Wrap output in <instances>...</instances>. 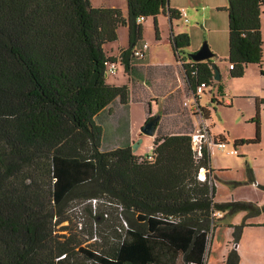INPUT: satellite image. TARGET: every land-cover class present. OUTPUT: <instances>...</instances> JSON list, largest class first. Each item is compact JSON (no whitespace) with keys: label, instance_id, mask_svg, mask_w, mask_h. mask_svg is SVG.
I'll return each mask as SVG.
<instances>
[{"label":"trees","instance_id":"obj_1","mask_svg":"<svg viewBox=\"0 0 264 264\" xmlns=\"http://www.w3.org/2000/svg\"><path fill=\"white\" fill-rule=\"evenodd\" d=\"M167 2L127 0L125 17L91 0H0V264H206L214 212L264 211L251 201H215L207 146L195 157L193 117L200 111L208 118L210 109L179 102L202 82L215 83L213 59H192L189 33L173 28L169 38L181 66L151 64L147 51L134 53L144 42L137 18L154 17L158 34ZM263 7L264 0H228L233 77L264 63ZM169 14L181 19L180 9L170 7ZM122 25L128 45L112 55L107 45L119 39ZM114 61L132 84L142 81L163 97L151 159L133 150L135 87L108 81ZM212 102L223 104L215 96ZM259 103L256 137L236 139L235 146L260 140ZM147 112L146 120L148 106ZM201 167L208 169L205 182L198 180ZM79 208L84 220L72 228ZM245 225L235 226V242ZM158 241L174 248L172 259L156 254ZM240 259L233 247L224 264Z\"/></svg>","mask_w":264,"mask_h":264},{"label":"rangeland","instance_id":"obj_2","mask_svg":"<svg viewBox=\"0 0 264 264\" xmlns=\"http://www.w3.org/2000/svg\"><path fill=\"white\" fill-rule=\"evenodd\" d=\"M97 3L101 0H92ZM118 1V0H117ZM198 16L194 11H186V15L181 19L174 22L175 28L179 27V31L188 32L190 35V46L186 48L187 53L197 51L204 42H207L211 49L218 54L220 58L226 57L225 63L218 65L221 73V78L215 80V83L206 87L205 93L202 94L199 103L201 107L210 109L208 118L202 120V126L208 128L211 144L209 145L211 165L215 169H231L229 177L242 183L235 186L233 189H228V183L220 180L219 189L217 191L218 197L221 195L225 201H231L234 198L241 200L257 199L258 201L264 200V74L256 65H250L245 69L243 76L233 77L230 72L228 57H229V25L227 14L221 13L222 17L214 16V10L205 6L200 8ZM264 19V14L262 15ZM187 18V20H185ZM144 35L143 40L147 42L149 48L147 55L149 61L155 64H168L173 63L175 60L174 52L170 42L171 25L169 18L163 14L157 16L158 34L154 17L150 16L143 20ZM128 29L122 26L119 31V40L108 44L107 46L117 47L119 44H127ZM189 51V52H188ZM123 68L119 67V74L110 75L109 82L120 80L123 81ZM135 87L134 95L136 97L142 95L139 85L132 84ZM144 92V91H143ZM219 97H229L233 99L232 105L213 103L210 97L211 93ZM145 94V92H144ZM143 94V95H144ZM260 102V103H259ZM260 106V140L257 142L245 143L243 146L234 145L236 139H250L256 137V122L252 120L257 111V105ZM153 109L156 112L160 111L156 105L153 104ZM146 110L145 104L142 101L133 102L131 105V121H132V134L136 140L140 141L139 147L135 150L139 155H147L153 146V136L143 134L141 128L145 123ZM195 128L193 132L196 131ZM224 135L226 138V146L221 148L214 142V137ZM135 140V141H136ZM237 148L236 152L231 153L230 150ZM249 168L253 172V178L259 181V185L253 184L249 180ZM220 191V195H219ZM217 199V195H216ZM255 201V200H254ZM256 204V203H255ZM264 205H259L260 207ZM80 209V210H79ZM76 215L73 216L74 222L71 227H75L77 221L84 220L85 212L79 208ZM246 211L240 210L230 213L228 210L225 212L226 217L236 216L238 213ZM247 212V211H246ZM260 215V216H259ZM248 216V215H247ZM256 216V215H253ZM256 217L264 219V211L257 214ZM244 219H241L243 223ZM240 223V224H241ZM68 224V223H66ZM240 224H233L231 230V241L236 240L235 226ZM241 229L240 240L242 242L240 251L243 250L241 264H264V224L254 228ZM226 229H214V236L212 238V246L208 242V249L206 253V264H223L224 258L229 248L225 240ZM212 236V234L209 235ZM234 243V242H233ZM211 247H210V246ZM86 246V245H83ZM156 247V254L163 253L166 257H174L175 251L172 246L158 241L154 243ZM87 248V247H86ZM90 248V247H89ZM233 248L230 246V249ZM88 249V248H87ZM239 251V253H240ZM241 255V254H240Z\"/></svg>","mask_w":264,"mask_h":264},{"label":"crops","instance_id":"obj_3","mask_svg":"<svg viewBox=\"0 0 264 264\" xmlns=\"http://www.w3.org/2000/svg\"><path fill=\"white\" fill-rule=\"evenodd\" d=\"M91 2H92V5L93 6H96V7H99V6L118 7V8H120L122 10V13H123V15L125 17L128 16V4H127V0H118V1L117 0H101V1L97 2L96 4L93 3L92 0H91ZM227 5H228V0H169V8L170 7L171 8H176L178 10L179 9L180 10L181 9H184V10H187V12L188 11H194L197 14L196 15L197 16L196 18H198V16L203 17L201 14H199V12L201 11L200 8L202 9L205 6H209V7H211L215 11L214 12L215 13L214 16H216V17H222L221 16V13L222 12L223 13L225 12L227 14V18H228V12H227V9H226ZM169 8L166 7L165 11H162L160 14H163V15H165V16H167L169 18L171 28L174 29L175 33L183 32V31H179V29H178L179 27L178 26H177V28H175V25H174L175 20L173 21L170 18V14L168 12V9ZM263 14H264V7H263V13L261 14V36H262V39L264 40V19H263V16H262ZM228 25H229V21H228ZM122 26H126V25H122ZM120 28H119V31H120ZM127 29H128V27H127ZM128 40H129V37L127 35V44H125V45L124 44H119L117 47H115V45H114V46H111V48H109L107 46L108 52L110 54H112V55H117L119 53V51H120L121 48H124V47H126L128 45ZM187 48H189V47H187ZM225 58L226 57L220 58L218 54H215V57L212 58V59H213V62H215L217 64V66H218V65H221L222 63H225L226 62L225 61L226 60ZM263 58H264V56H263ZM148 61H149V58H148ZM149 63H151V62L149 61ZM178 63H177L176 60H174L173 63H168V64H178L179 66H181V63L180 62H178ZM151 64H155V63H151ZM161 65H165V64H161ZM250 65H256V66H258L260 68V70H261V68L264 69V63L261 66H259L258 64H250ZM250 65H248L247 67H249ZM230 72H231V70H230ZM118 74H119V70H118L117 74H115V77H117ZM110 78L111 77L109 76V79ZM122 80L123 81H120V80H117L116 79L115 81L113 80L111 83L117 84V85L128 84V85H130V88H131L133 81L131 80V78L128 75H126L124 73ZM135 84L139 85L140 86L139 88L141 89L142 93L144 94V92H145V94L144 95L142 94V95H140L138 97H135L134 96L135 93H133V91H131L130 115H131V105H132V103L133 102H137V101H142L145 104V110H146L145 120H146V118L148 116L147 106L150 107L151 113L156 112V110L153 109V104L156 105L157 109H160L161 106L163 105V97L157 98L156 96H154V94L152 93V90L149 87V85H147L146 83H144L142 81L141 82L140 81H138V82L136 81ZM180 85L183 86L184 83L181 81L180 82ZM131 90H132V88H131ZM205 92H203V93H205ZM201 96H199L195 100V101L198 102V104H199V100H200ZM213 96H215V98H218V99L222 100L224 104L232 105L234 103L233 99H231L229 97H223V98H221L218 95L214 94L213 92L210 94L211 100H212ZM193 98H194V95H184L181 98V100H180L179 103L181 105H183V106H190V107L194 108V106L192 104L193 103ZM184 102H188V104H185ZM159 112L161 113V111H159ZM200 116H202V119L203 120L205 119V117L202 115V113L200 111H199L198 114H195L194 117H193L194 124H195V128H197V129L203 125L202 124L203 122H202ZM152 136H153V141H154V138L156 136V132ZM131 139L133 141L136 140V138H134L133 137V134H132V121H131ZM225 140H226V138H225ZM243 145L244 144H240V146H243ZM207 148L209 149V145H207ZM212 168H213V166H212ZM230 171H231V169H215V168H213V171L210 172V175H209V179L210 180H209V182L211 184H214L215 187H216V193H215V198H214L215 201H218V202L225 201L224 198H226V197H222L220 195V191H219V195L220 196L218 197L217 191L219 189V183L221 182L220 180H224L225 182L228 183V189H233V188H235L236 185H238L237 184V180L229 177L231 175ZM252 183L253 184H257V185L260 184L259 181H256V180H254ZM241 184L242 183L239 182V186ZM216 195H217V199H216ZM233 200H241V199L234 198ZM254 200L253 201L246 200V201H251L253 203H256L257 205H261V204L264 203V200H262V201H258L257 199H254ZM216 212L217 213L215 215L218 217L217 225H216V230H223L224 228L226 229L225 240H226V243H227V248H229L228 251L230 250V246H232L233 242H235V241H231L232 239L230 238L231 232H232L231 230L233 229V226H234L233 224H240L241 223L240 222L241 219H244L243 221L246 222V225H245L244 228H247V229L248 228H251L252 229L254 227H257V226H260V225H263L264 224V219L263 220L259 219V217H256L257 215L256 216H247V212L246 211H242V212L238 213L236 216H230V217H226L224 215L226 211L225 212H223V211H216ZM213 236H214V232H213ZM213 236H211V240H210V243H209L211 246H212V238H213ZM236 243L237 244H236L235 248L239 252L240 251V248H241L240 246H241L242 242L239 240ZM228 251H227V253H228ZM227 253H226V255H227ZM243 253H244L243 250L240 251V253H239V254H241L240 257L243 256ZM225 259H226V256L224 258L223 264L225 263ZM241 262H242V258L240 259V264H241Z\"/></svg>","mask_w":264,"mask_h":264},{"label":"built area","instance_id":"obj_4","mask_svg":"<svg viewBox=\"0 0 264 264\" xmlns=\"http://www.w3.org/2000/svg\"><path fill=\"white\" fill-rule=\"evenodd\" d=\"M181 16H185L186 15V11L184 9H181ZM145 19V17L143 16H139L137 18L138 22H143V20ZM185 20H187V18H185ZM149 48V45L147 44V42H143L141 47L136 48L134 50L135 55L137 56H143V53L147 51V49ZM230 68H233V64L229 65ZM119 70V66H118V62L114 61V62H110L107 66V75L111 74L114 75L118 72ZM206 89V84L204 82H202L198 87H197V91L193 94L194 98H198L199 96H201L203 94V92H205ZM193 98V106L196 109V106L198 105L195 101V99ZM185 104H188V102H184ZM215 142V141H214ZM216 143V142H215ZM211 141H210V137L208 132L206 131L205 127H199L198 129H196L195 132L192 133V147L193 150L195 152V157L197 159H200L203 156V149L205 146L210 145ZM217 145L221 148H224L226 146V142L224 141H220L217 143ZM237 148L235 147L233 150H230L231 153L236 152ZM141 156V155H140ZM147 157L149 159H151L153 157L152 152L150 151L149 154L147 155ZM143 157H140V160H142ZM207 172L208 169L205 167H201L199 172H198V180L200 182H205L207 180ZM217 212H214V215ZM171 221H173V219H171ZM236 242L233 243V247L235 248L236 246Z\"/></svg>","mask_w":264,"mask_h":264},{"label":"water","instance_id":"obj_5","mask_svg":"<svg viewBox=\"0 0 264 264\" xmlns=\"http://www.w3.org/2000/svg\"><path fill=\"white\" fill-rule=\"evenodd\" d=\"M166 7L169 8V0L167 2ZM168 12H169V9H168ZM189 56L196 61H202V60H208V59L214 58L215 52L211 49L210 45L207 42H204L203 45L197 51L190 52ZM212 66L214 68V76H213L214 80L220 79L221 73H220V70H219L217 64L215 62H213ZM106 75H107V73H106ZM194 99L196 100V98H194ZM196 103L198 104L197 101H196ZM160 118H161L160 112L156 113L155 115H152L143 124V126L141 128V132L143 134H147V135H154L156 132L157 123L160 120ZM141 140H142V138L133 142V150L134 151L139 147Z\"/></svg>","mask_w":264,"mask_h":264},{"label":"bare ground","instance_id":"obj_6","mask_svg":"<svg viewBox=\"0 0 264 264\" xmlns=\"http://www.w3.org/2000/svg\"><path fill=\"white\" fill-rule=\"evenodd\" d=\"M199 126V125H198ZM122 211V210H121Z\"/></svg>","mask_w":264,"mask_h":264}]
</instances>
